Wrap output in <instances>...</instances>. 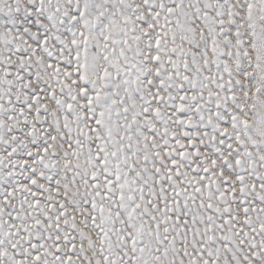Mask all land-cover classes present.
I'll use <instances>...</instances> for the list:
<instances>
[{"label":"snow or ice","instance_id":"snow-or-ice-1","mask_svg":"<svg viewBox=\"0 0 264 264\" xmlns=\"http://www.w3.org/2000/svg\"><path fill=\"white\" fill-rule=\"evenodd\" d=\"M0 264H264V0H0Z\"/></svg>","mask_w":264,"mask_h":264}]
</instances>
